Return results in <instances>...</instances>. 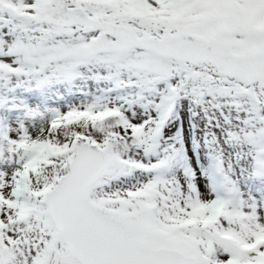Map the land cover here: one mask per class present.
Segmentation results:
<instances>
[{
    "label": "snow or ice",
    "instance_id": "6c2138e0",
    "mask_svg": "<svg viewBox=\"0 0 264 264\" xmlns=\"http://www.w3.org/2000/svg\"><path fill=\"white\" fill-rule=\"evenodd\" d=\"M0 264H264V0H0Z\"/></svg>",
    "mask_w": 264,
    "mask_h": 264
}]
</instances>
